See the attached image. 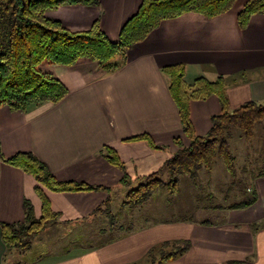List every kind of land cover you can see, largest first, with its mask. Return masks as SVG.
Segmentation results:
<instances>
[{
  "label": "crops",
  "instance_id": "obj_1",
  "mask_svg": "<svg viewBox=\"0 0 264 264\" xmlns=\"http://www.w3.org/2000/svg\"><path fill=\"white\" fill-rule=\"evenodd\" d=\"M247 1L241 0L214 18L190 12L164 21L128 51L126 64L114 73H105L93 61L52 67L69 89L56 104L28 112L0 107V151L5 157L33 151L59 180L101 187L64 192L46 189L51 209L58 214L54 223L65 225L69 232L80 226L74 233L78 235L90 230L85 224L109 218L107 210L113 206L109 192L117 184L127 185L122 182L124 172L100 153L104 146L117 151L132 182V176L158 171L178 149L176 138L189 144L165 66L184 64L188 84L200 76L209 80L223 76L230 110L248 101L264 102V13L254 15L248 26L241 28L237 15ZM141 2L100 0L98 6L63 5L50 10L49 15L72 30L88 29L98 20L108 37L117 41L124 23ZM221 112L216 95L192 101L190 113L196 134H206L212 116ZM145 133L159 148L146 140H125ZM35 184L32 175L0 157V264H6L7 253L1 224L24 221L26 198L33 202L37 217L42 213ZM250 188L257 191V201L247 208H230L222 223L174 228L145 225L96 249L74 243L55 264H133L144 259L156 244L176 239H189L192 246L165 264H223L249 257L264 264V175L256 177ZM123 207L128 210V206ZM100 230L113 234L117 227ZM12 260L14 264L17 256Z\"/></svg>",
  "mask_w": 264,
  "mask_h": 264
},
{
  "label": "trees",
  "instance_id": "obj_2",
  "mask_svg": "<svg viewBox=\"0 0 264 264\" xmlns=\"http://www.w3.org/2000/svg\"><path fill=\"white\" fill-rule=\"evenodd\" d=\"M236 1L142 0L137 11L124 23L118 40L112 41L101 29L98 20L88 29L72 30L49 15L50 10L63 5L98 6L100 0H0V107L7 105L14 111L28 112L44 104H56L69 93V89L46 66L73 67L81 61H93L105 73H114L126 64L128 51L144 41L164 21L190 12L214 18L229 12ZM263 13L264 0H248L237 15V22L241 28H245L254 15ZM163 71L169 79V90L177 105L183 132L190 142L185 144L180 137L175 139L178 149L164 161L162 167L144 176L137 187L126 193L123 204L128 207L143 205L164 187L176 193L180 186V176L196 178L203 168L212 171L218 156L224 159L228 171L235 174L236 158L226 134L237 128L249 139L254 134L256 123L264 121V102L248 101L234 110L229 109L223 76L216 80L200 76L188 84L185 81L184 64L168 65ZM212 95L220 99L222 112L212 116L206 134L198 135L191 120V102L205 100ZM125 140H146L154 148H159L146 133ZM100 153L124 172L122 182L130 185L132 182L126 165L117 151L113 147L104 146ZM0 157L35 178V191L42 200V213L39 217L36 216L33 202L26 198L24 221L1 224L6 257L8 253L21 255L28 252L34 237L47 224L57 220L58 214L51 209L46 189L64 192L101 188L83 182L59 180L50 166L33 151H21L10 157H5L0 151ZM163 171L168 172V180L161 178ZM261 175L264 172L256 177ZM247 189L249 192L245 199L229 208H247L257 201V191L250 186ZM109 217L112 218L111 226H115L116 220L112 215ZM191 246L189 239L167 240L153 246L142 261L133 264H165L184 255ZM20 263L19 260L14 262ZM223 264L256 263L249 257L230 259Z\"/></svg>",
  "mask_w": 264,
  "mask_h": 264
},
{
  "label": "rangeland",
  "instance_id": "obj_3",
  "mask_svg": "<svg viewBox=\"0 0 264 264\" xmlns=\"http://www.w3.org/2000/svg\"><path fill=\"white\" fill-rule=\"evenodd\" d=\"M240 1L237 0L235 5ZM46 68L52 69L49 65ZM225 137L236 158L235 174L228 171L224 159L218 156L212 171L203 168L196 178L189 175L180 176V186L176 193H171L167 187H164L143 205L127 207L128 210H125L122 202L126 193L131 188L137 187L144 177L132 176L130 186L117 184L109 192L113 206L107 211H110V216L112 215L114 221L116 220L115 227H117L113 234L102 233L100 230L104 228L109 231L112 222L110 217L103 222L92 221L90 224H85V226L89 225L90 230L78 235L74 233L80 231V226L74 227L73 232L70 233L65 225L51 222L34 237L32 248L28 252L21 255L8 253L5 263L12 264V258L17 256V260L22 264L27 262L55 264L63 257L64 249H71L74 243H84L85 247L96 249L112 243L115 236L127 235L131 229L145 225L174 228L191 223L224 222L229 207L245 199L249 192L247 187L252 186L256 176L264 172V121L256 123L254 134L249 139L237 128L231 129ZM161 178L168 180V172L163 171Z\"/></svg>",
  "mask_w": 264,
  "mask_h": 264
}]
</instances>
